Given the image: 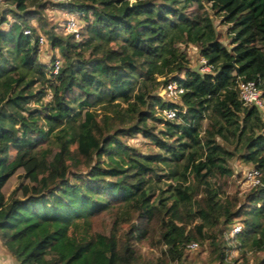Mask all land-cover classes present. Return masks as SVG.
I'll return each instance as SVG.
<instances>
[{"label": "trees", "instance_id": "16d2710c", "mask_svg": "<svg viewBox=\"0 0 264 264\" xmlns=\"http://www.w3.org/2000/svg\"><path fill=\"white\" fill-rule=\"evenodd\" d=\"M4 3L0 244L8 255L17 264H154L133 242L155 238L171 262L186 264L185 246L208 240L216 264H227L229 235L241 264L246 251L261 252L256 264H264V109L243 105L236 89L251 80L264 96V0L56 3L84 22L79 39L46 28L40 0ZM32 20L56 52L48 64ZM189 45L212 71L188 67ZM169 81L183 88L176 103L163 97ZM172 107L176 118L163 119ZM136 135L157 151L129 145ZM234 156L259 171L260 184L224 200L219 179L232 174ZM18 170L22 181L5 196ZM161 177L173 183L157 187ZM109 211L122 217L96 231L94 219Z\"/></svg>", "mask_w": 264, "mask_h": 264}, {"label": "rangeland", "instance_id": "374dc122", "mask_svg": "<svg viewBox=\"0 0 264 264\" xmlns=\"http://www.w3.org/2000/svg\"><path fill=\"white\" fill-rule=\"evenodd\" d=\"M42 3L45 4V7L41 10V22L44 23L46 28L52 27L56 33L64 35L66 32L64 30V26L66 24V19L68 17V13L64 11L62 8L58 7L56 3H59L58 0H40ZM7 5L4 3V0H0V11H2L4 8L6 9ZM11 7V6H9ZM7 20L10 21L13 20L10 14L6 15ZM31 23L37 27V23L32 20ZM84 22L80 19H76V24L78 26V33H80V28L83 27ZM213 24L215 25V29L218 33V39L224 43L227 44L228 39L225 36V26L220 25L218 22V18H213ZM6 23L2 24V27H6ZM36 32L45 39L44 34L36 28ZM80 36H78L79 39ZM39 53H38V59L48 64L49 60L51 59V55H55V50H50L49 46L46 42H44L42 45H39ZM187 51L188 55V67L192 69L198 68V53L196 50V47L193 45H189L185 49ZM57 57V55H55ZM48 96L45 97L47 99ZM163 97L166 99L165 94L163 93ZM174 101H177L174 100ZM263 119H264V113H263ZM157 127H160V125H157ZM127 143L134 148H136L141 153H153L157 151L156 148L152 147L151 144L140 135H136L134 137H128L125 138ZM13 153H11L10 157ZM227 164L230 166L232 170V174L229 177L219 179V184L221 183V186L223 188L222 193V199H231L229 196H237L240 199L241 196L246 193L251 186L248 184V182L245 179V172L251 168V165L248 163H243L240 160L236 159V156L229 157ZM85 168L79 167L78 171H84ZM21 173V170H18L15 174H13L5 183L3 187V193L5 196L9 194V192L17 187L19 183H21V179L19 177ZM158 174L164 173V171H158ZM173 181L170 179H167L165 177H161L160 181L157 183V187L166 188L165 185L172 184ZM158 190H156L157 192ZM18 194V193H17ZM117 214V215H116ZM114 211L109 212H103L100 215H98L94 219V228L96 231L101 232H107L111 225L112 220L114 219L115 215L118 219L121 218V214L116 213ZM125 216L128 217L127 221L124 222H117L115 224L118 225L117 229L119 232L125 231L128 224L131 221H134L135 214L130 213L126 214ZM197 223V220H194L192 224H190L189 227H193ZM238 224V223H237ZM217 238V242H218ZM227 246L225 253H226V263L227 264H241L243 262V259H241L239 250L235 249L232 242H229V235H226L225 237ZM143 242L138 243L136 241L133 242V246L136 248V251L140 254V256L144 259H150L152 263L156 264H174V262H171L167 255L163 254L162 252V246L158 244V242L155 241V238H149L146 240H142ZM196 245L185 246L186 248L183 250V259L186 264H216L217 260L214 259V256L216 254V250L213 249V246L210 244L208 240H204L202 242H195ZM219 248L222 247V245L218 244ZM229 247V248H228ZM262 256L261 252H245V261L247 264H256L257 259ZM0 264H17L9 255L8 253L2 248L0 244Z\"/></svg>", "mask_w": 264, "mask_h": 264}, {"label": "built area", "instance_id": "2783aa9c", "mask_svg": "<svg viewBox=\"0 0 264 264\" xmlns=\"http://www.w3.org/2000/svg\"><path fill=\"white\" fill-rule=\"evenodd\" d=\"M59 2H67L69 0H58ZM77 15L75 13H68V17L66 19V24L64 26V30L66 32L72 33L75 39H78V26L76 24ZM24 34H28L29 30L24 29ZM45 42L42 36L38 38V44L42 45ZM60 65V61L56 58L51 65V73L55 74ZM198 71L199 72H210L212 71V66L206 63L205 59L202 57L198 58ZM236 89L238 92V98L242 102L243 105L254 106L258 109H264V96H261L259 89L255 85V83L251 80H238ZM163 92L165 94L166 99H170L172 101H178L181 93L183 92V88L176 81H169L165 84ZM177 101H174L175 103ZM178 104V103H177ZM178 109L175 107L163 109L160 111L163 119L166 120H174L176 118ZM180 112H184V109H180ZM245 179L248 184L253 187L260 184V173L255 168H249L245 172ZM239 230V225L234 223L231 228V234L236 233ZM195 243H190L189 246H195Z\"/></svg>", "mask_w": 264, "mask_h": 264}]
</instances>
